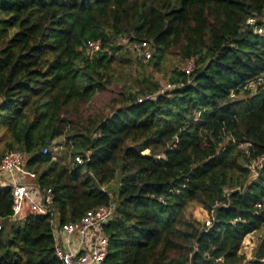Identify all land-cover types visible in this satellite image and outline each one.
<instances>
[{"label": "trees", "instance_id": "trees-1", "mask_svg": "<svg viewBox=\"0 0 264 264\" xmlns=\"http://www.w3.org/2000/svg\"><path fill=\"white\" fill-rule=\"evenodd\" d=\"M124 37L151 41L152 58ZM261 74L264 0H0V141L52 190L61 224L115 205L103 264H264V167L249 168L264 155V86L244 88ZM164 81L182 86L158 93ZM13 203L0 187V264H64L53 216L15 218Z\"/></svg>", "mask_w": 264, "mask_h": 264}, {"label": "built area", "instance_id": "built-area-1", "mask_svg": "<svg viewBox=\"0 0 264 264\" xmlns=\"http://www.w3.org/2000/svg\"><path fill=\"white\" fill-rule=\"evenodd\" d=\"M247 22L252 24L254 20L249 18ZM255 31L261 33L263 32V28L257 27ZM121 43L134 52L138 62L147 63L153 56V45L149 40L129 41L124 37L121 39ZM86 46L92 55L98 51H102V44L99 40H89ZM182 69L186 74L190 75L194 69V60H187ZM188 81H191V79ZM181 86L182 84L166 82L161 86L158 93L163 94ZM259 86H264V74L248 82L244 88L251 93H255ZM152 96L149 95L147 98H151ZM232 96L236 97L237 94L234 92ZM139 100L141 101L142 99ZM228 139L235 142L232 136H229ZM241 145L243 146V144ZM45 152H48V148H46ZM75 160L78 163H83L84 157L77 155ZM263 167L264 155L253 159L249 163L250 179H256ZM3 174L10 175V177L7 178ZM36 178V172L28 170L25 167V154L22 150H8L2 156L0 161V187H12L14 217H19L26 206L35 213L50 214L53 216L55 227L56 254L64 264H103L109 251V238L104 233L103 226L114 216L115 205L111 203L97 206L88 210L80 220L61 224L59 213L53 208L52 190L42 191ZM256 207L263 209L264 199L259 200L256 203ZM1 228L2 223L0 220V230ZM63 233L69 235L79 234L81 237L88 236L89 233H93L94 235L86 243L85 248L79 250L61 242V235Z\"/></svg>", "mask_w": 264, "mask_h": 264}, {"label": "rangeland", "instance_id": "rangeland-1", "mask_svg": "<svg viewBox=\"0 0 264 264\" xmlns=\"http://www.w3.org/2000/svg\"><path fill=\"white\" fill-rule=\"evenodd\" d=\"M164 83H166V81H164ZM116 90H117V87H116ZM114 93L115 91L98 95L95 102L92 104L93 111L97 109H103L107 101L112 97ZM6 152H7V149L5 148L4 142L0 141V157H2ZM52 152L56 158L61 159L62 161H67L68 151L66 147L65 137H60L54 142V146L52 147ZM116 181L119 184V179H117ZM260 233H261L260 231L250 233L244 239L241 252L245 253L247 257L249 258L252 257L253 249L258 242Z\"/></svg>", "mask_w": 264, "mask_h": 264}, {"label": "crops", "instance_id": "crops-1", "mask_svg": "<svg viewBox=\"0 0 264 264\" xmlns=\"http://www.w3.org/2000/svg\"><path fill=\"white\" fill-rule=\"evenodd\" d=\"M0 161H1V157H0ZM5 177L9 178L10 175L7 174H3ZM30 211L29 207L26 206L23 210V214H26ZM93 233H89L88 236L85 237H81L79 234H73V235H69V234H62L61 235V242L65 245H70L72 248L74 249H79L82 250L85 248L86 243H88V241L91 240V238L93 237Z\"/></svg>", "mask_w": 264, "mask_h": 264}]
</instances>
